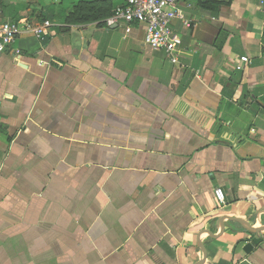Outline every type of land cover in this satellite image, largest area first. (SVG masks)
Listing matches in <instances>:
<instances>
[{
    "label": "crops",
    "instance_id": "1",
    "mask_svg": "<svg viewBox=\"0 0 264 264\" xmlns=\"http://www.w3.org/2000/svg\"><path fill=\"white\" fill-rule=\"evenodd\" d=\"M79 1L124 4L0 0L52 22L0 51V264H264V0H177L176 63Z\"/></svg>",
    "mask_w": 264,
    "mask_h": 264
},
{
    "label": "built area",
    "instance_id": "2",
    "mask_svg": "<svg viewBox=\"0 0 264 264\" xmlns=\"http://www.w3.org/2000/svg\"><path fill=\"white\" fill-rule=\"evenodd\" d=\"M177 0H124V4L115 7L113 14L105 19V26L111 27L122 22L124 35L130 33L134 24H143L144 43L152 49L162 50L172 62H177V49L181 44V37L173 30V20H180L185 27L192 25V20L176 8ZM52 25L48 19L32 20H0V51L12 49L17 37L23 33L32 34L39 39L44 38V32ZM242 56L236 65L242 68L247 62ZM214 194L219 201H223L221 188H216Z\"/></svg>",
    "mask_w": 264,
    "mask_h": 264
},
{
    "label": "trees",
    "instance_id": "3",
    "mask_svg": "<svg viewBox=\"0 0 264 264\" xmlns=\"http://www.w3.org/2000/svg\"><path fill=\"white\" fill-rule=\"evenodd\" d=\"M205 5L218 10L221 2L215 0H207ZM113 11L114 8L111 9L110 5H107L106 3L97 1H79L76 5L69 8L68 15L66 16V23L80 25L87 23H96L97 25L103 26L105 25V19L111 16L113 14ZM45 19L47 18H38V20L40 21Z\"/></svg>",
    "mask_w": 264,
    "mask_h": 264
}]
</instances>
